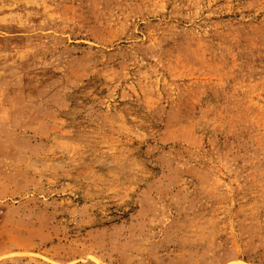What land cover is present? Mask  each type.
Returning a JSON list of instances; mask_svg holds the SVG:
<instances>
[{"label":"rangeland","instance_id":"374dc122","mask_svg":"<svg viewBox=\"0 0 264 264\" xmlns=\"http://www.w3.org/2000/svg\"><path fill=\"white\" fill-rule=\"evenodd\" d=\"M0 264H264V0H0Z\"/></svg>","mask_w":264,"mask_h":264}]
</instances>
